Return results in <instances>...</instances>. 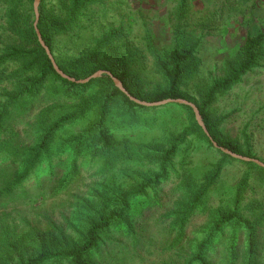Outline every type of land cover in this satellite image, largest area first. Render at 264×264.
Wrapping results in <instances>:
<instances>
[{
    "label": "rangeland",
    "instance_id": "374dc122",
    "mask_svg": "<svg viewBox=\"0 0 264 264\" xmlns=\"http://www.w3.org/2000/svg\"><path fill=\"white\" fill-rule=\"evenodd\" d=\"M90 1L73 31L58 38L59 58L87 57L107 35L118 32L125 42L120 50L113 52L115 58L131 70L136 90L150 94L167 88L158 72V57L165 58L176 48L196 46L199 70L184 79L181 91L199 105L206 88L224 77L228 65L237 60L247 37L264 33V0ZM58 2L46 0V5L52 10ZM20 3V12L35 22L34 3L16 0L17 6ZM9 5L0 3V54L22 45L8 27ZM105 52L110 57L111 50ZM262 52L259 66L220 95L208 113L213 120H222L223 137L236 141L245 153L249 151L255 159L264 162V48ZM20 67L13 64L11 70ZM52 87L61 90L59 83L51 82L37 100L36 108L46 102L53 114L60 116L82 106L81 100L47 97ZM96 91L97 87L89 89L84 100H90ZM3 94L0 87V107L4 104ZM17 118L10 119L7 127L12 130L16 126L22 136L17 140L32 146L35 139L27 126L34 123L33 119L20 125ZM188 120L189 112L175 105L112 111L106 129L116 145L114 163L105 169L100 162H79V181L65 190L61 186L72 171L74 157L69 153L57 155L54 148L50 155L54 173L30 178L25 190L0 201V264H19L36 257L43 249L79 245L89 226L87 211L96 205L97 198L101 194L133 190L154 175V170L144 162L145 149L147 146L167 148L170 139L187 128ZM86 123L66 129L60 140L81 132ZM222 160L223 173L205 197V210L188 224L189 242L209 226L212 214L231 205L237 185L248 173L251 187L246 203L259 201L264 208V176L259 171L237 160L224 159L205 141L193 139L178 149L168 179L148 193L144 202H137L141 204V213L129 217L134 235L109 233L93 256L94 264H181L190 255V249L172 248L177 234L171 231L172 220L166 218L180 198L176 193L180 184L177 176L189 172L193 181L201 184ZM8 181L9 178H0V191ZM37 184L44 185L43 194L35 192ZM261 244L264 247V237ZM218 260L215 255L208 259L214 264Z\"/></svg>",
    "mask_w": 264,
    "mask_h": 264
},
{
    "label": "trees",
    "instance_id": "16d2710c",
    "mask_svg": "<svg viewBox=\"0 0 264 264\" xmlns=\"http://www.w3.org/2000/svg\"><path fill=\"white\" fill-rule=\"evenodd\" d=\"M24 2L32 5L35 0H23ZM0 3L10 4L8 27L22 43L20 47L6 49L0 54V87L4 92L2 96L4 104L0 107V178H9L5 188L0 191V201L14 196L19 190H25L30 178L44 173H54L55 166L50 158L54 148H57V155L69 153L74 157L72 171L61 186L63 190L69 189L79 181V162L93 164L100 162L105 169L114 163L117 157L116 145L106 129L107 118L112 111L132 112L136 109L152 108H145L132 102L115 86L109 76L92 80L86 85H78L63 79L55 71L41 46L34 22L20 12L21 3L19 6L16 5V0H0ZM90 3V0H60L56 8L50 10L46 0L41 1L40 33L58 66L66 75L84 80L99 71H107L120 80L128 93L138 100L150 103L169 99L190 101L181 91V83L199 70V63L195 58L196 46L176 48L165 58L158 57V72L167 83V88L150 94L136 90L131 70L115 58L113 52L120 50L125 42L118 32L107 35L87 57L59 58L56 54L58 38L73 31L76 21ZM149 42L152 44V40ZM263 48L264 33L257 36L249 35L237 60L228 65L224 77L214 80L203 93L201 105L196 104L203 123L214 141L235 154L249 158H254L249 151L245 153L239 143L221 135L222 120H213L208 110L220 95L230 91L242 77L259 66ZM106 50H111L110 57L106 55ZM13 64L22 67L11 70ZM51 82L59 83L61 90L52 87L53 90L46 95L47 97L81 100L84 101L82 106L60 116L54 115L46 102L36 108L37 100L42 97V93ZM93 87H97L94 96L90 100H84L87 91ZM175 106L189 112L188 125L182 133L170 139L167 148L147 146L144 162L154 170V175L133 190L113 195L101 194L96 205L87 211L89 226L79 245L67 249H43L36 257L21 261L19 264H94L93 256L99 251L101 244H104V239L109 233H122L124 237L134 235L129 217L140 214L142 207L137 202H144L148 193L168 179L178 149L193 139L205 141L215 149L198 125L193 110L186 106ZM91 115L93 117L88 121ZM16 116L20 125L25 124L27 119H33L34 123L27 126L34 135L32 146L21 144L17 140L22 139V136L16 126L12 130L7 127L9 120L17 118ZM79 123H86L81 132L60 140L66 129ZM219 152L224 159L231 158ZM242 163L255 168L264 176V168L254 163ZM223 170L224 160L214 165L211 174L201 184H196L189 172L177 176L180 184L176 193L180 198L174 211L166 218L172 220L171 231L177 234L172 248L190 249V255L181 264H214L208 261L210 255L219 258L216 264H264V247L261 244L264 237V208L259 201L251 202L249 205L246 203L247 193L251 187L249 173L237 185L231 205L212 214L209 226L199 231L198 237L189 242L188 224L194 216L205 210V197L218 182ZM34 189L35 192L43 194L44 185L37 184Z\"/></svg>",
    "mask_w": 264,
    "mask_h": 264
},
{
    "label": "water",
    "instance_id": "95a60500",
    "mask_svg": "<svg viewBox=\"0 0 264 264\" xmlns=\"http://www.w3.org/2000/svg\"><path fill=\"white\" fill-rule=\"evenodd\" d=\"M41 1L42 0H35L34 2V12H35V22H34V28L38 37V40L41 44V46L44 48V50L46 51V54L48 55L50 61L53 64V67L55 69V71L65 80H68L71 83H75L78 85H86L88 83H90L92 80H96L99 78H102L103 76H109L115 86L121 91L123 92L132 102L136 103L139 106L145 107V108H161V107H165V106H170V105H180V106H186V107H190L195 115V119L198 123V125L202 128L203 132L206 134V136L209 138V140L211 141V143L213 144L214 148L216 150L221 151L223 154L238 160V161H242V162H246V163H254L262 168H264V162L254 159V158H249L246 156H242V155H238L233 153L232 151L221 147L217 142L214 141V139L211 137V135L209 134L205 124L203 123L202 117H201V113L200 110L198 108V106L188 100H183V99H178V100H174V99H169V100H164L161 102H156V103H150V102H145V101H141L138 100L137 98L133 97L130 93H128V91L124 88L123 84L120 82V80H118L116 77H114V75L110 72L107 71H99L97 73H95L94 75H92L91 77L84 79V80H77L75 78H72L68 75H66L58 66L52 52L50 51V49L48 48V46L46 45V43L44 42L42 35L40 33L39 30V21H40V5H41Z\"/></svg>",
    "mask_w": 264,
    "mask_h": 264
}]
</instances>
